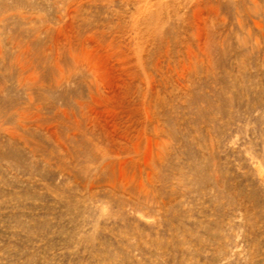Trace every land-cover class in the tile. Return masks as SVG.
<instances>
[{
	"label": "rangeland",
	"instance_id": "374dc122",
	"mask_svg": "<svg viewBox=\"0 0 264 264\" xmlns=\"http://www.w3.org/2000/svg\"><path fill=\"white\" fill-rule=\"evenodd\" d=\"M0 264H264V0H0Z\"/></svg>",
	"mask_w": 264,
	"mask_h": 264
}]
</instances>
